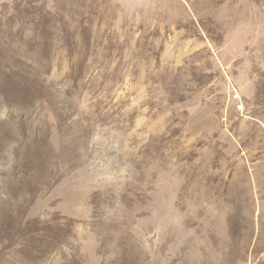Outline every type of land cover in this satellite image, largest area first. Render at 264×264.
I'll return each mask as SVG.
<instances>
[{"label":"rangeland","instance_id":"1","mask_svg":"<svg viewBox=\"0 0 264 264\" xmlns=\"http://www.w3.org/2000/svg\"><path fill=\"white\" fill-rule=\"evenodd\" d=\"M0 264H264V0H0Z\"/></svg>","mask_w":264,"mask_h":264}]
</instances>
